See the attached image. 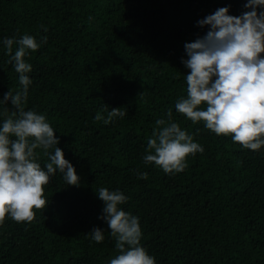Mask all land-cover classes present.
<instances>
[{"label":"trees","instance_id":"16d2710c","mask_svg":"<svg viewBox=\"0 0 264 264\" xmlns=\"http://www.w3.org/2000/svg\"><path fill=\"white\" fill-rule=\"evenodd\" d=\"M246 2L0 0V100L21 87L3 40L46 36L25 57L32 66L25 110L45 115L80 177L67 185L57 171L33 222L6 218L0 264H110L119 253L100 218V187L128 197L120 207L139 218L141 246L156 264H264V147L245 149L175 109L190 71L185 44L208 30L198 21L221 7L240 16L250 10ZM105 108L127 114L96 121ZM5 109L14 111L10 101L0 102V126ZM169 109L204 149L173 174L143 161L155 122L167 120ZM36 152L44 167L47 157ZM144 172L148 178L138 179ZM96 227L100 243L91 238Z\"/></svg>","mask_w":264,"mask_h":264},{"label":"clouds","instance_id":"9594fccd","mask_svg":"<svg viewBox=\"0 0 264 264\" xmlns=\"http://www.w3.org/2000/svg\"><path fill=\"white\" fill-rule=\"evenodd\" d=\"M245 8L250 10L235 16L221 7L198 21L208 30L185 44L188 58L183 63L190 71L186 74V96L176 102L175 109L193 124L203 122L217 136H230L243 148L258 151L264 147V10L258 11L264 8V0H247ZM46 42V36L38 43L28 34L3 40L10 56L8 63L19 74L21 87L15 92L10 88L0 100L5 104L10 101L14 109L11 115L5 109L6 118L0 126V225L8 217L17 223L33 222L36 211L48 205L44 186L57 171L67 185L80 183L74 166L57 146L59 138L45 115L25 110L32 83L28 75L32 66L25 57ZM14 44L18 47L13 54ZM103 112L106 117L98 111L95 120L104 124L127 114L120 108H105ZM171 116L169 109L167 120H156L143 157L145 164H154L167 174L182 172L190 155L204 151ZM36 149H42L48 159L44 167L38 162ZM147 178L146 172L138 175V179ZM96 192L104 203L100 218L106 221L119 253L110 264H156L141 246L139 218L120 207L128 197L106 187ZM91 238L102 242L103 230L93 228Z\"/></svg>","mask_w":264,"mask_h":264}]
</instances>
